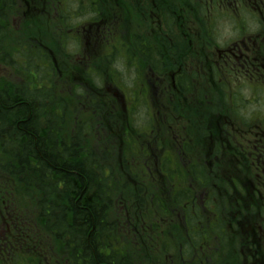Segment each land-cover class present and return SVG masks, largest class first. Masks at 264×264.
Returning a JSON list of instances; mask_svg holds the SVG:
<instances>
[{
	"label": "flooded vegetation",
	"instance_id": "1",
	"mask_svg": "<svg viewBox=\"0 0 264 264\" xmlns=\"http://www.w3.org/2000/svg\"><path fill=\"white\" fill-rule=\"evenodd\" d=\"M55 1L35 0L32 12L58 26V46L44 44L59 53L50 58L65 85L110 92L130 122L121 144L140 147L151 177L176 171L208 216L213 247V208L226 204L236 258L196 262L264 264V0ZM142 106L143 132L132 128ZM25 214L0 211V264H69L16 243L11 227L30 222Z\"/></svg>",
	"mask_w": 264,
	"mask_h": 264
},
{
	"label": "trees",
	"instance_id": "2",
	"mask_svg": "<svg viewBox=\"0 0 264 264\" xmlns=\"http://www.w3.org/2000/svg\"><path fill=\"white\" fill-rule=\"evenodd\" d=\"M34 2L0 0V67L16 76L0 75V211L25 212L30 221L12 225L16 243L69 264L236 258L226 204L213 208L222 245L213 247L208 216L176 171L151 177L140 147L121 144L130 122L105 90L65 85L50 58L59 53L44 44L52 38L58 46V26L36 23ZM26 235L35 238L20 239Z\"/></svg>",
	"mask_w": 264,
	"mask_h": 264
},
{
	"label": "rangeland",
	"instance_id": "3",
	"mask_svg": "<svg viewBox=\"0 0 264 264\" xmlns=\"http://www.w3.org/2000/svg\"><path fill=\"white\" fill-rule=\"evenodd\" d=\"M126 75H128V73H125ZM0 75H3L4 77H9V80H12V81H16V76H15V71L14 69H10V68H6V67H0ZM122 93H126L125 90H122L121 91ZM134 119H135V123H136V126H134L138 131H144L143 130V126H148V125H151V121L149 119V115L147 113V110L145 107H138L136 109V111L134 112Z\"/></svg>",
	"mask_w": 264,
	"mask_h": 264
}]
</instances>
